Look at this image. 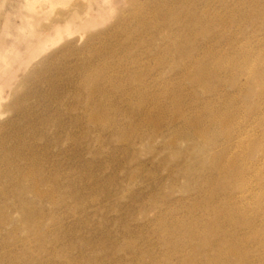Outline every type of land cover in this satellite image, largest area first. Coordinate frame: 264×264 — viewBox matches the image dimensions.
Instances as JSON below:
<instances>
[{"label":"rangeland","instance_id":"obj_1","mask_svg":"<svg viewBox=\"0 0 264 264\" xmlns=\"http://www.w3.org/2000/svg\"><path fill=\"white\" fill-rule=\"evenodd\" d=\"M165 1L176 10L179 8L177 12H181L180 9L187 5V0ZM249 1H251L253 10L260 9L257 6L259 3L264 5V0ZM194 2L195 0H192L193 11L202 14V0ZM158 3L159 0H0V264H128V262L137 264V261L126 257V260L130 261L125 262L121 253L118 255L120 258L110 253L115 248L116 250L123 249L128 243L142 250L144 257H155L159 262L162 260L161 263L165 262L166 264V260L164 261L166 258L164 254L167 252L166 245L174 248L181 239V237L177 238L180 236V229L178 230L177 227L171 230L172 239L170 238L168 240L170 243L166 245L163 233L158 229H162L164 225L169 227V222L172 226L186 225L188 218H192V216L209 218L208 209L200 206L203 203L200 204L202 201L198 199V193L209 192L210 195L211 192L212 194L217 189V183H213L214 186H212L213 184L208 186L206 181L209 176L216 177L218 173L208 170L206 164H202L206 155L204 154L205 145H202L201 141L187 142L184 139H179L175 146H171L169 145L171 136L165 132L154 138V142L149 144L150 137L148 135L151 134V130L145 129L144 132L137 134L142 136L141 139L136 136L132 137V127L128 125L127 119L121 116L115 117L114 126L110 125L109 131L107 128L103 131L98 130V127L89 124V112L86 105L91 97L90 92L82 88L81 81L88 82L90 80L89 85L94 81L99 82V87L103 91L102 94L95 96V104H91L92 108L107 110L108 99L112 100L120 111H125L126 108L122 101H119L117 96L113 97L115 94L110 92L112 88L110 85L116 84L118 81L122 84L121 87L126 86L124 89H128L129 81L126 78V72L116 66L128 67L131 56L141 59L140 64L133 61L134 70L138 75H141L142 85L155 89L153 91L156 92V97L162 98V100L158 99L161 107L167 105L166 107L169 108L168 100L163 93L166 89H171L169 85L172 84V87L179 85L181 90L186 88L187 92L185 89L182 90L186 103H192L195 100L192 107L195 109L203 107L204 95L199 92L197 99L191 100L188 95L193 93L191 92L193 87H189L191 84L187 81L181 84L176 81L162 83L172 75L168 66L174 67L168 63V66L167 64L163 65L164 69H155L154 65H157L164 55L167 56L166 44L168 42L166 43L163 39V35L156 36L155 40L151 42L150 34L141 32L142 35L139 36L135 32V20L129 16L133 15L131 14L133 6L136 5V9L141 10L153 7V5L158 6ZM178 5L180 7L177 8ZM211 5L207 14L209 16L219 15L221 20L227 23L223 26L224 28L221 27L223 30L217 25L211 26L212 34L225 33L224 40L228 41L231 37L233 47H231V42L223 40L215 45L212 43L210 55L214 56L213 60L218 62V59L221 61L225 56L227 59L224 57L221 62L229 63L230 60L232 63L231 60H234L235 57L233 62L236 61L241 66L244 54L247 55L242 50V44H246L245 46L251 44L252 50L257 51L259 50L257 47L262 45L260 50H264L263 20L255 18L253 21L255 25L244 21L236 23L237 26L235 23V25H230L229 13L223 14L225 3L221 5L219 2H214ZM191 6L186 8H191ZM253 10H249L250 13ZM65 24H68L67 28ZM56 28L60 29L59 37H56ZM127 37H131V42L124 41ZM171 39L170 43L173 44L180 43L179 39L181 42L183 40L176 36ZM248 39L249 44H247ZM196 41L197 44L204 45L206 38L198 37L195 42L193 40L195 44ZM123 44L128 45L126 52L123 48L125 46H121ZM215 48H218V52ZM229 48H231L230 52ZM164 52L166 53L163 55ZM228 53L230 56H227ZM155 54L156 56H154ZM216 54L219 57L222 56L218 58ZM109 57L113 61L111 65ZM154 58L156 61L153 60ZM176 61L175 66H182L180 60ZM162 63L164 64V62ZM204 63L205 66H209L208 63L206 65V60ZM220 65V63L217 65L219 66L217 70L222 69L219 71L220 75L229 76L228 71L223 69L224 66ZM110 68H113V71ZM108 70L110 78L107 79ZM96 72H100V74L97 75ZM236 82L238 84L246 83L245 77L242 74L238 75ZM250 82V85L244 87L246 93L245 96L240 97L241 100L236 97L240 96V94L238 95L239 91L234 87L231 88L227 81L220 84L221 93H225V96L229 95L227 97L231 98L235 96L237 101H232L237 115L233 118L235 119L232 123L234 126H231V130L229 129L231 135L235 139L237 137L244 139L243 144L247 141L249 144L251 139L255 140L254 144L256 142L251 153L249 150L243 149L240 155H236L239 150L233 148L231 155L235 153L234 160L237 158L233 168L237 167L238 169L240 166L248 168L249 166L245 163L251 162L250 164L257 168L255 169L256 175L259 169L263 175L264 104L261 102H264V83L257 79H251ZM108 84L110 85L108 86ZM165 87L166 89H163ZM261 91L263 92L259 98L260 101L256 98ZM220 99H213L212 105L209 106L214 107L216 111L215 107ZM257 104H259L257 107L259 109L254 110L250 115L248 112L250 108L247 106L256 107ZM244 110L248 113L246 114ZM115 115L114 113L113 116ZM261 121L263 122L262 128H259L261 125L258 123ZM236 131H238L237 134ZM97 135L103 137L100 143L96 139ZM123 135H126V139L131 140V143H127L124 138L120 139L119 136ZM220 140L221 138L218 142L221 145L222 141ZM215 149L219 150L220 146ZM213 152L215 153V151ZM32 168V171L35 170L37 173L43 174V178L47 176L46 179L57 180L56 183L61 188H57L58 190L56 189L58 186L52 182L47 184V182L38 181L41 191L49 192L48 190H50L52 192L53 190V199L50 197L37 198L30 192L25 195H17L15 191H11L12 188L7 190V194H3L4 186L8 185L11 180L10 177H8L10 179L7 178L9 174L15 173L19 169L22 173L25 172L24 174L29 175L27 172H30ZM251 170L254 169L249 171ZM251 173H248L245 179L253 181L248 182L247 187L241 185L239 190L247 193L245 197L248 198L240 206L247 211L249 209L248 212L252 216V213L256 214L255 206L251 201L255 194L251 196L248 192L253 190L262 197L263 201L264 177L262 176L260 179L257 177L259 180L255 181L256 175L253 173L254 177ZM134 174H137V178H134L133 181L131 176ZM4 176L6 179L3 178ZM15 176L13 174V177ZM84 177H90V179L85 178L88 179L86 182ZM83 180L88 187L85 186L86 183ZM232 181L235 182V179ZM251 183L254 188L250 186ZM77 186L80 187V192L85 193L83 198L76 195ZM104 189H107L106 194L103 193ZM62 190H65V193ZM233 192L237 191L230 193ZM66 193L70 194L65 196ZM22 196L24 197L23 202L29 204L28 208L23 210L22 204L19 202ZM215 201L218 202V200H214V204H216ZM195 203L199 205L198 208L191 210L190 208ZM80 206L84 209H77ZM27 212L31 214L29 217L34 215L28 222L24 218V214ZM158 216L165 224L155 220L159 219ZM240 219L244 222L245 218L241 217ZM189 228L194 229L187 225L185 230ZM129 231L130 234H128ZM122 235H125V238ZM208 239L207 242L213 240L210 236ZM182 244H184L183 252L179 251L172 255L173 258L170 257L172 259H169L168 264L177 263V259L179 260L181 256L188 255L198 263L203 260L204 254L209 252L206 249L196 250V248L202 247L197 239ZM194 250L197 252L193 253ZM177 254H180V257ZM127 256L129 257V255Z\"/></svg>","mask_w":264,"mask_h":264},{"label":"bare ground","instance_id":"obj_2","mask_svg":"<svg viewBox=\"0 0 264 264\" xmlns=\"http://www.w3.org/2000/svg\"><path fill=\"white\" fill-rule=\"evenodd\" d=\"M195 2H196V0H195ZM202 2H203L202 8H201L202 14H197L196 11H193L192 6H191L193 4L192 0H187V2H186L187 5L184 7L185 9L184 8L180 9L181 12H177V10L179 9L178 7H180L179 5L177 6L178 9L176 10L174 7L169 5V3L167 1L159 0L158 6L155 5L157 7H155L153 5L154 8L149 7V8H142L140 10V9H136V5H134L133 6L134 9H132L131 11H133L135 13L130 11L131 14H133V15H129V16H131L132 19L135 20L134 22H135L136 26L135 25L134 26L136 27L135 32L137 33V35L139 34V36H141L142 35L141 32H145L147 34H150L151 42L153 40H155L156 36L159 37V36L163 35V39L166 41V43L168 42L167 44H169V45L166 44L167 47L165 46L167 56L164 55L166 53V52H164L163 53L164 58L162 57V60L158 61L157 65H154L155 69H157V70L158 69H164L165 66H163V65L167 64V66H168V63L172 64L174 66V67L168 66L172 75L167 77V79L165 78L166 80L163 81L162 83L166 84L168 82L176 81L178 84H181L182 82L187 81V83L191 84V86H189V87H193L192 88L193 90L189 89L193 93L189 92L190 95H188V96H190L191 100L197 99L199 92H201L204 95L203 107H201V109H198V108L195 109L194 107H192V106H194L193 102H195V100L192 103H186L185 102L186 100L184 101V96H183L184 94L182 93V90L184 91V89L186 90V88L183 87L184 89L181 90L180 89L181 87H179V85H177L176 87L175 86L172 87L173 84L169 85L171 87V89L170 88L166 89V87L163 88V89H166V91L164 90L165 93H163V94L166 95L165 97H166V100H168V105H169L168 107L169 108H167L166 107L167 105L165 106L164 103L163 104L165 107H163V106L161 107V105L159 104L160 102L158 101L159 98L156 97V92L153 91L155 89H153V88L151 89L150 87H148L146 85L145 86L142 85L141 75H138V73H136L137 71L134 70V63L140 64L141 59L138 58V56H137L138 59L131 56L132 58H131V61H130L128 67H126V66L123 67L124 65L117 67L115 65L116 68H120V69L122 68L126 72V76H127L126 78L129 81L128 89H124L126 86L124 88L121 87L122 84L118 81L116 84L114 82H112V83H114L113 85L108 84V86L110 85L112 87L110 92L115 94L113 97L117 96L119 98V101H122V103L125 105V108H126L125 111H120L116 107V105L113 104V101L112 100L109 101L108 99H107V110L106 109L100 110V109L92 108L91 104H95V102H94L95 96L102 94L103 91L99 87V82L94 81V82H92V84L89 85L90 80L88 82H82L81 81L82 88L87 89L90 92L89 94L91 97L89 103H87V105H86V109H88V112H89V122H90L89 124H91L95 127H98V130L100 129L103 131L104 129L106 130V128H107V131H109L108 130L109 126L110 125L114 126L113 121H116L115 117L121 116V117L126 118L128 121V125L130 127H132V133H131L132 137L136 136L137 138L141 139L142 136H138L137 134L144 132L145 129H150L151 134L148 135V137H150L148 139L149 144H152L154 142V138L161 136L162 133L168 132L169 135L171 136L169 139V145H171V146H175L179 139H184L187 142H189V141H201L202 145H205V153L204 154L206 155V157H205V161L202 164L203 165L206 164L208 170L217 171V173H218V175L216 173H214L215 175H217L216 177H214L213 176L214 174L212 173L213 177L211 178L209 176L210 180L207 179V181H206L208 186L212 185L213 183L214 184L217 183V189L215 187L216 190L214 189L215 191L213 190L214 192L212 194L210 192V195H209V192H199L198 193L199 194L198 199L200 201H202V202H200V204L203 203L200 206L206 208V210L208 209L209 218L204 219V218H202V216L201 217L198 216L199 218L197 216L196 217L192 216V218H188V222L186 225L182 223L183 224L182 226H176V225L172 226L171 222H169V227H167L168 225H164V226H162L163 230L161 228L158 229L159 232L163 233L162 235L164 236V240H166L165 245L170 243V241H168V240L172 237V235L170 233V232H172L171 230L173 228L176 229L177 227H178L177 228L178 230L180 229V231H179L180 236L177 237L175 235L178 239L181 237L180 241L178 240L179 242H177L178 245L176 244L174 246V244L172 243L174 248L166 245L167 246V248H166L167 254L166 253L164 254V256L166 257L164 259V261L166 260V264H168L170 262V260L173 258L172 255H175L179 251L183 252V248H184L183 247L184 244H182L183 242L195 240V239L199 240L200 244H202L201 245L202 247L196 248L197 251H200L203 249H206L207 251H209V252H206L204 254L205 256H204L203 260L196 263L194 260L191 259L190 255H188L186 257L185 256L180 257L179 256L180 254L179 255L177 254L180 258H179V260L177 259V261H178L177 263H174L175 262V260H174V262H173L174 264H264V237H263L264 233H262V232H264V230H261L264 228V203H263L264 200L262 201L261 200L262 197H260L258 193H255L252 190V191H249L248 193H250L249 195H251V196L255 194V197L253 200H251V199H249V200L253 201L252 205L255 206L256 214L252 213V216H251V213L248 212V211H250L249 209L247 211V209L240 206L241 203L244 204V200H247L248 198L246 199V197H245L247 193L241 192L242 190H239V187L241 188V185L243 187H245V186L247 187L248 182H251L252 179L251 180L249 179L250 181L248 179L246 180L245 179L246 176L248 175V173L250 174L251 172H252L251 174L253 175V173H255V171H256L255 169H257V168H255L256 166L253 167V165L250 164L251 162L245 163L246 165L249 166L248 168H246L245 166H240L238 169H237V167L233 168V165L235 164V161L237 158L234 160V157H236L235 153H234V155L233 154L231 155L233 148L236 150L237 149L239 150V151H237L236 155L237 154L240 155V153H241V151H243V149H245V150L247 149V150H249V152L250 151L253 152V149L255 147L256 142L254 144L255 140L251 139L250 140L251 142L249 141L250 142L249 144L247 143L248 141L245 142V143H247V145L244 146V144H245V143L243 144L244 139L243 140L238 139V137L235 139V137H233L231 135V131H230L231 126L232 127L234 126V125H232V123H234V120H235L233 118H235L237 115V111L234 108L232 101H234V100L236 101V97L240 98L241 96L243 97V95L245 96L246 92L244 91V89H246V88H244V87L251 84V82H250L251 79H257L261 83H264V65H262V63H264V50L263 51L260 50L262 45L257 47V49H259L257 51V50H252L251 44H250V46L249 45L245 46L246 44H244V45L242 44L243 45V46L241 45V47L243 48L242 50H244V52H246L247 55H245L243 53L244 57L243 58L240 57V58H242L241 66H239L236 61L233 62L235 60V57H234V60H231L232 63H230V60H229V63L226 61H224L226 63L221 62L222 60H224L225 56H223V59L221 61H219L220 59H218V62H217V60H213L214 56L210 55V53L212 51L210 45H212V43L215 45V43H217V42L219 43L222 40L226 41V39L224 40V38H223L225 33H223V34L213 33L212 34L213 28L211 29L210 27L217 25L218 27L221 28V27L227 25V23H225V21H222L221 20L222 18L219 17V15L215 14V15L209 16L207 14L209 11L208 8H211L210 5L214 4V2H216V3L219 2V3H221V5H223V3H225L224 9L226 12L224 11L223 14L225 15V13H229L228 19H229L230 25H232V24L235 25L236 23L239 24V22H241V21L247 22L251 25L252 24L255 25L253 23L255 18L261 19L264 21V5H262L261 3H259L258 5L255 4L258 7H260V9L253 10L251 8V3H250L251 1H249V0H239L236 2H235V0H202ZM202 2H200V3L202 4ZM200 3H198V4H200ZM187 6H189V7L191 6V8H186ZM211 6H213V5H211ZM201 9H200V11H201ZM249 10H253V12L250 13ZM219 12H221V11H219ZM222 17H224V16H222ZM244 22H242V23H244ZM238 24H236L235 26H237ZM65 27L67 28L68 24H65ZM58 28H56V37H59V30L60 29H58ZM66 28H64V29H66ZM218 31H220L219 28H218ZM174 36H176L178 38H182L183 43L181 42V39H179L180 43L179 42L177 44L170 43L172 40L171 38ZM198 37L199 38L201 37L203 39L206 38V41H205L206 45L205 44L199 45V44H197V41L195 44L194 42H195V40H197ZM229 38L231 39V37H229ZM235 38L237 39L236 36H235ZM230 39H228V41H226V42H231ZM193 40H194V42H193ZM124 41L125 42L126 41L131 42V37H127ZM184 41H185V43H184ZM248 42H249V39L247 41V44H249ZM241 43H239V44H241ZM236 45H238V44H236ZM121 46L122 47L125 46L123 48L126 52L128 45L123 44ZM231 47H232V42H231ZM234 48H235V46H234ZM238 49L240 50V48H238ZM230 50H231V48H229V52H230ZM219 51H220V49H219ZM157 52H156V54H157ZM213 52H214V50H213ZM217 52H218V50H217ZM240 52H241V50H240ZM156 54L154 56H156ZM237 54H238V51H237ZM111 56H112V54H111ZM217 56H216V58H217ZM227 56H230L229 53ZM241 56H243V55H241ZM98 57H99V55H98ZM220 57L218 56V58H220ZM231 57H233V56H231ZM156 58H158V57H156ZM156 58H154L153 60L156 61ZM110 59H111V62L109 64L111 65V64H113V61H112V58L109 57V60ZM107 60H108V57H107ZM176 60H180L182 62V66H180V65L175 66V62H177ZM205 60H206V65L208 63L209 66H205V63H204ZM238 60H241V59H238ZM133 61H134V63H133ZM162 62H164V64ZM183 62H184V65H183ZM219 63L222 66H224L223 67V69L225 68L224 70L228 71L229 76L224 77L223 75H220L219 71L222 69L218 68L219 70H217V67H219L217 65H219ZM110 69H112V71H113V68H110ZM97 72H96L97 75L100 74V72L99 73H97ZM224 73H225V71H224ZM109 74L110 73L108 70L107 71V79L110 78ZM226 74H227V72H226ZM241 74L245 77V80H246V83H244V84H238L236 82L237 76L238 75L240 76ZM97 75H95V76H97ZM154 79H156V78L154 77ZM91 81H93V80H91ZM224 81H227L228 84L231 86V88L234 87L237 91H239L238 95L240 94V96H236V97L233 96L232 97L233 99H232L231 97H227L229 95L225 96L224 95L225 93L222 94L221 93V91H222L221 85H222V82H224ZM154 82H155V80H154ZM159 82H161V81H159ZM109 83H110V81H109ZM183 84L185 85V83H183ZM181 86H183V85H181ZM161 87H163V86H161ZM144 89H145V91H144ZM163 89H160V90L162 91ZM0 91H1V89H0ZM156 91H157V89H156ZM263 91H261L260 93L257 94L258 98H256V99L261 98L260 96H262ZM186 92H187V90H186ZM107 94H109V93L107 92ZM0 95H1V92H0ZM222 97H224V98H222ZM217 98H218V100H219V98H221V99H220V101H218V105L215 104V105H217V107H215L217 110L215 111L214 107H211L209 105L212 103L213 99L216 100ZM160 99L162 100V98H160ZM240 100H241V98H240ZM259 100H256V101H259ZM196 101H198V100H196ZM115 102H117V101H115ZM261 104H264V102L262 101ZM97 105L100 106V104H97ZM215 105H213V106H215ZM258 105L259 104H257L256 107H253V106L251 107L250 105L247 106L250 108L249 111L247 110L250 113V115H251V113L254 112V110L257 111L259 109V108L257 109ZM247 107L245 106L244 108H247ZM121 109H124V108H121ZM242 110H243V108H242ZM245 110H244V112H245ZM114 113L116 114L115 116H113ZM256 113H259V112H256ZM263 114H262V116H263ZM258 117H259V115H258ZM239 120H242V119H239ZM262 121L260 123H258L259 125H261V127H259V128H262V124L264 122V121L263 122ZM90 127L92 128V126H90ZM89 130H90V128H89ZM245 130H246V128H245ZM237 132L238 131H236V134H237ZM249 132H251V131H249ZM240 133L242 134V131ZM252 135H254V134H252ZM119 137H120V139L124 138V140H126L127 143H131V140L129 141L126 139V135L119 136ZM219 138H221L220 141H222L221 145L218 142ZM96 139L100 143L101 140L103 139V137H101L100 135H97ZM247 140H248V138H247ZM217 146H218V148L220 146L219 150L215 149ZM262 146H264V145H262ZM261 150H262V148H261ZM213 151H215V153ZM262 151L264 152V147H263ZM263 152H262V154H263ZM242 153L244 154V152H242ZM247 153H248V151H247ZM237 157H239V156H237ZM246 161H248V160H246ZM35 165H38V164H35ZM19 169H20V167H19ZM19 169H17L15 171V173L11 172L12 174H9L8 176L6 175L7 178L10 177L11 180L10 181L8 180L10 178L7 179V181H9V184L4 186V193L3 194H7L6 193V192H8L7 190H10L12 188L11 191H13V192L15 191V193H17V195H21V194L25 195L27 192H30V193H33L34 196L37 198L46 199L47 197L48 198L50 197L53 199V196H52L53 190H52V192H50V190H48L49 192L41 191L39 189L40 185H38V181L42 182V183L47 182V184L52 182L53 184H56V186H58V184L56 183L57 182L56 179L53 178V180H52L51 178H48L49 179L48 180V179H46L47 176L45 178H43L44 175L37 173L35 170L32 171L33 168L30 170V172L29 171L27 172V173H29L30 176L27 174H24L25 172L22 173ZM250 169H254V170L249 171ZM21 170H22V168H21ZM24 170H27V169H24ZM259 170H261V169H259ZM259 170L257 171V175H256V173H255V175H256V178L258 177L260 179V178H262V176L264 177V174L261 175V172ZM262 172H263V169H262ZM31 173H33L32 176H31ZM13 174H15L16 176L13 177ZM255 175H253V176L255 177ZM6 176H4L3 178L6 179ZM131 177H132V180L134 181L137 178V174H134ZM85 178L90 179V177H84V179ZM258 178L257 179L254 178V180L255 181L259 180ZM88 179H85V181ZM233 179H235V182L232 181ZM129 181H130V179H129ZM28 182H29V184H28ZM255 183H257V182H255ZM74 184H75V182H74ZM214 184L212 186H214ZM44 185H46V184H44ZM50 185H48V186L50 187ZM80 185L81 184H79V186ZM59 186L56 187V189L59 188ZM72 186H73V183L71 184V187ZM85 186L88 187L87 183L85 184ZM89 186H91V185H89ZM250 186H252V183ZM257 186H258V184H257ZM261 186H262V184H261ZM51 187H52V185H51ZM80 187H78V192L76 195L83 198L85 193L83 194L82 192L79 191ZM252 187L254 188V186H252ZM255 187H256V185H255ZM81 188L83 189V187H81ZM89 188H91V187H89ZM261 188H263V187H261ZM59 189H61V188H59ZM87 190H89V189H87ZM232 191H237V192L236 193H234V192L230 193ZM238 191H239V193H238ZM256 191H258V190H256ZM63 192L65 193V190ZM103 193L106 194L107 189L106 190L104 189ZM206 193H208V195H206ZM67 194L69 195L70 193H66L65 196H68ZM91 197H93V195H91ZM91 197H90V200L92 199ZM94 198H96V197H94ZM214 200H218V202L215 201L216 204H214ZM23 201H24V197L22 196L19 199V202L22 204V210L27 209L28 208L27 206H29V204H26ZM241 201H243V202H241ZM219 202H220V205H219ZM248 202L251 203L250 201H248ZM248 202H246V203H248ZM203 205H205V206H203ZM198 206L199 205L197 203H195L194 206L191 207L190 209L194 210V209L198 208ZM146 207H149V206H146ZM77 209H84V208H81V206H80V207H77ZM146 209H148V208H146ZM141 210H140V212H141ZM28 212H27V214L26 213L24 214V218H25L26 222L31 221L30 218L34 217V215L32 217H29V215H31V214ZM144 212H145V210H144ZM187 212H188V210H187ZM262 213H263V215H262ZM202 215H204V214H202ZM241 217L245 218L244 222L240 219ZM158 218L159 219H155V220H158L157 222H161L162 224H165V223H163L164 221L162 219H160L159 216H158ZM171 218H172V216H171ZM185 221H187V220H185ZM170 225L172 226L171 228H170ZM187 225H188V227H194V229L189 228V229L185 230ZM181 227H183V228H181ZM169 228H170V230H169ZM245 229H246V231H243ZM153 231H154V229H153ZM110 234L112 235V233H110ZM128 234H130V231ZM162 235H160V236H162ZM209 236L211 238H213V240H211L210 242L209 241L207 242L206 240H209L208 239ZM123 237L125 238V235ZM106 242H104V243H106ZM171 242H173V241H171ZM120 246H121V243H120ZM196 250H194L193 253L197 252ZM110 253H111V255H115V256L116 255L118 256L121 253V255L124 256L125 262H127L129 260V259L126 260V258H131V260L137 261L138 262L137 264H139V263L140 264H165V262L161 263L162 260L159 262L158 259L155 257H149V256H148L149 258L144 257V253L142 252V250L137 249L136 246H132L129 243L126 244L123 247V249L116 250V248H115ZM127 255H129V257ZM181 255H182V253H181ZM170 257H172V258H170ZM118 258H120V257L118 256ZM121 258H123V257H121ZM115 262H116V260H115ZM121 263H123V262H121ZM129 263L130 262H128V264ZM94 264H96V263H94Z\"/></svg>","mask_w":264,"mask_h":264}]
</instances>
